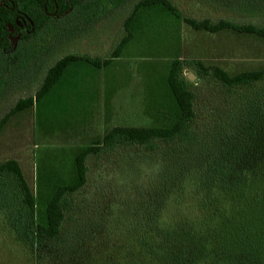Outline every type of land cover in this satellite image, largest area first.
<instances>
[{
    "label": "rangeland",
    "instance_id": "1",
    "mask_svg": "<svg viewBox=\"0 0 264 264\" xmlns=\"http://www.w3.org/2000/svg\"><path fill=\"white\" fill-rule=\"evenodd\" d=\"M105 1L101 0L97 10L86 11L79 26L65 27L64 34L73 29L81 32H73L55 45L31 79L27 78L29 68L23 72L15 71L16 63L1 65L0 118L17 100L34 95L45 70L60 57L68 54L103 60L110 56L124 35L122 24L141 0H130L126 7L115 10ZM166 1L174 11L162 4L138 9L129 24L131 39L105 70L84 61L69 63L41 99L11 116L0 130V163L14 160L19 164L34 196L38 225L46 223L45 208L54 192L76 182L75 158L82 149L101 141L114 127L169 128L176 122L180 112L167 84L172 61H199L230 76L264 68V38L231 30L208 33L185 23L186 19H208L264 26V7L223 8L208 0ZM89 18L93 19L90 24ZM21 48L13 53L19 65L21 60H29V47ZM182 71L186 78L194 75L187 82L195 95V130L225 118L236 102L259 88L231 93L202 71L190 66H183ZM20 77L25 82L16 84ZM157 157L159 153L136 147L90 156L87 182L68 196L61 235L42 243L40 248L48 258L41 262L87 264V258L103 251L112 253L116 261L131 255L129 223L150 193L154 181L151 164ZM34 258L0 229V264H34Z\"/></svg>",
    "mask_w": 264,
    "mask_h": 264
},
{
    "label": "trees",
    "instance_id": "2",
    "mask_svg": "<svg viewBox=\"0 0 264 264\" xmlns=\"http://www.w3.org/2000/svg\"><path fill=\"white\" fill-rule=\"evenodd\" d=\"M62 1L56 0L59 5ZM111 1L118 6L126 0ZM208 1L223 8L264 7V0ZM155 4L174 11L166 0L137 2L122 24L124 35L108 58L68 54L60 57L45 70L34 95L17 100L2 115L0 130L11 116L41 99L69 63L84 61L101 68L117 58L132 37L129 24L138 9ZM43 7V0H19L18 8L27 22L16 47L6 38L7 26L15 29V9L0 8L1 45L6 52L2 53L0 46V69L4 63L6 67L16 63L15 71L29 68L31 76L27 78L31 79L40 72L53 47L76 31L70 30L61 38L62 34L53 27L60 25L51 23ZM185 23L193 30L208 33L231 30L264 38V26L252 23L208 19H186ZM21 46V49L29 47V60H21L19 65L13 53ZM183 66L211 76L231 93L255 87H259L258 92L241 98L225 118L195 130V95L183 75ZM24 77L16 84L25 82ZM167 84L180 112L176 122L169 128L114 127L101 141L82 149L75 158L77 180L54 192L45 208V225L36 223L34 196L19 164L14 160L0 163V229L29 257L35 256L34 264H43L41 258H48L40 248L42 243L55 241L61 235L68 196L87 182V159L123 147L159 153L151 164L154 181L150 193L129 223L132 253L116 261L112 253L103 251L95 254L101 255V260L91 255L87 264H264V68L230 76L219 67H204L199 61L174 60Z\"/></svg>",
    "mask_w": 264,
    "mask_h": 264
},
{
    "label": "flooded vegetation",
    "instance_id": "3",
    "mask_svg": "<svg viewBox=\"0 0 264 264\" xmlns=\"http://www.w3.org/2000/svg\"><path fill=\"white\" fill-rule=\"evenodd\" d=\"M111 1V0H108ZM110 5H113V10L124 8L127 6V4L130 3V0H126L124 2H121L118 6L114 5V2H108ZM19 0H0V8L3 10H13L15 9V29L11 26H7L9 29V33L6 35L7 41H9L10 45L14 44V47L18 45L19 38L22 36V34L26 31V22L27 19L21 15V11L18 8ZM101 0H63L60 5L56 0H43V11L47 16H49L50 21L52 24H58L60 26H53L58 29V31L62 34L61 38H64L65 27L71 24L72 26H79V24L82 23L81 16L86 11H92L97 10L99 8L98 5H100ZM136 4V3H135ZM134 4V5H135ZM133 5V6H134ZM46 7H48L50 10L46 11ZM86 9V10H85ZM63 10V11H61ZM98 17V15L93 16ZM98 20V19H95ZM90 22H93L92 18H89V24ZM77 23V24H76ZM56 29V30H57ZM74 32L79 31L78 29ZM81 32V31H79ZM2 37L0 35V46L2 48V53L4 52V45L2 44Z\"/></svg>",
    "mask_w": 264,
    "mask_h": 264
},
{
    "label": "crops",
    "instance_id": "4",
    "mask_svg": "<svg viewBox=\"0 0 264 264\" xmlns=\"http://www.w3.org/2000/svg\"><path fill=\"white\" fill-rule=\"evenodd\" d=\"M118 58H119V56H118L117 58L113 59V61L117 60ZM109 64H111V63H109ZM109 64H108V65H109ZM108 65H107V66H108ZM107 66H104V67H101V68H97V69L100 70V71H102V70H105L104 68L107 67ZM67 67H68V66H67ZM67 67H66V68H67Z\"/></svg>",
    "mask_w": 264,
    "mask_h": 264
},
{
    "label": "water",
    "instance_id": "5",
    "mask_svg": "<svg viewBox=\"0 0 264 264\" xmlns=\"http://www.w3.org/2000/svg\"><path fill=\"white\" fill-rule=\"evenodd\" d=\"M187 79H188L189 81H193V79H194V75H192V74L188 75V76H187Z\"/></svg>",
    "mask_w": 264,
    "mask_h": 264
}]
</instances>
